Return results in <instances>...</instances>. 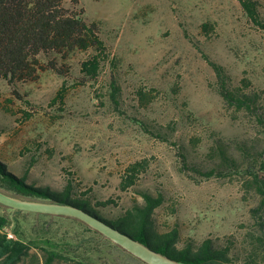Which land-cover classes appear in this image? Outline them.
<instances>
[{
    "label": "rangeland",
    "instance_id": "obj_1",
    "mask_svg": "<svg viewBox=\"0 0 264 264\" xmlns=\"http://www.w3.org/2000/svg\"><path fill=\"white\" fill-rule=\"evenodd\" d=\"M253 1L264 22V0ZM79 6L87 21L98 22L106 50L72 52L57 62L63 73L0 78V160L35 186L61 191L73 179V192L86 193L109 220L142 201L137 190L161 194L155 224L159 232L176 228L178 247L211 238L228 248L225 264H264V228L260 212L251 211L261 195L246 184L245 163L255 157L252 170L261 169L264 28L240 0H80ZM97 53L100 68L89 78L81 62ZM205 56L223 67L229 89L254 94V108L223 101ZM112 81L119 87L117 103ZM218 143L240 159L227 177L206 178L183 162L185 154L190 165L214 166ZM240 146L254 157H243ZM135 161L144 164L137 184L122 191L121 174ZM107 199L113 202L96 206ZM0 215L10 223L9 234L26 242L46 230L72 240L75 245L63 251L68 257L51 264H146L79 220L12 208H0ZM44 262L45 252L31 246L9 264Z\"/></svg>",
    "mask_w": 264,
    "mask_h": 264
},
{
    "label": "trees",
    "instance_id": "obj_2",
    "mask_svg": "<svg viewBox=\"0 0 264 264\" xmlns=\"http://www.w3.org/2000/svg\"><path fill=\"white\" fill-rule=\"evenodd\" d=\"M79 1L0 0V78L9 81L33 80L37 78L38 70H55L58 73H63V68H58L57 62L59 60L65 62L72 52L95 48L103 53L106 47L99 36V24L96 21H87L84 17V9L79 6ZM67 2L70 6H66ZM240 2L246 14L264 28V22L256 18L255 2L253 0H240ZM203 28H208L206 23L203 24ZM205 58L215 70L219 93L225 103L239 110H251L256 106L254 94H244L240 92L239 88L229 89L226 85L223 67L208 56ZM101 59L97 53L83 60L80 67L81 72L89 78L95 77L98 74ZM111 87V98L117 103L119 87L115 81L111 82ZM57 96L60 97L61 93L59 92ZM257 117L264 125V114ZM140 124L145 131H149L142 122ZM214 150L218 158V162L214 166L204 169L200 166L190 165L185 154H182L183 162L187 167L206 178L227 177V171L240 167V159L231 154L223 143H218ZM240 150L243 157L248 158L250 155L254 157L252 151L245 156V151H249L247 146H240ZM248 160L251 161L245 163H247L246 169L249 171L250 181L246 184L254 186L261 195L259 204L251 211L254 214L260 212V226L264 228V149L262 160H260L261 169L252 170L253 162H256L255 157L248 158ZM143 167L144 164L141 161H135L126 166L121 174L120 190L126 191L135 186ZM72 181L73 179H70L61 191L35 186L27 183L24 176H18L12 169L6 168V165L0 160V187L5 186L16 192L11 194L53 200L80 207L130 234L136 240L184 264H225L231 261L228 248L218 247L211 238L204 239L198 245L187 243L180 248L177 246L179 232L176 228L159 232L153 215L155 209L163 202L161 194L155 195L149 190L139 189L137 194L142 201L134 200L129 208L109 220L92 208L90 199L84 197L86 193H82L83 196H80L73 192ZM112 202L111 199L97 201L96 206H107ZM0 208L8 207L0 204ZM66 218L78 222V219ZM82 224L91 230L83 222ZM9 225L7 218L0 215V264L16 263L28 253L31 246L42 249L45 252L44 264H51L58 258H67L68 256L64 255L63 251L68 250L67 247L75 245L72 240L64 237L59 238L55 234H49L47 230L26 242L20 235L10 236ZM15 233H18L16 229ZM77 264L86 263L78 261Z\"/></svg>",
    "mask_w": 264,
    "mask_h": 264
},
{
    "label": "water",
    "instance_id": "obj_3",
    "mask_svg": "<svg viewBox=\"0 0 264 264\" xmlns=\"http://www.w3.org/2000/svg\"><path fill=\"white\" fill-rule=\"evenodd\" d=\"M0 204L15 210L60 215L80 220L103 237L119 245L146 264H184L151 248L100 217L72 204L23 197L0 188Z\"/></svg>",
    "mask_w": 264,
    "mask_h": 264
},
{
    "label": "built area",
    "instance_id": "obj_4",
    "mask_svg": "<svg viewBox=\"0 0 264 264\" xmlns=\"http://www.w3.org/2000/svg\"><path fill=\"white\" fill-rule=\"evenodd\" d=\"M10 235V234H9ZM10 236H12V235H10Z\"/></svg>",
    "mask_w": 264,
    "mask_h": 264
}]
</instances>
